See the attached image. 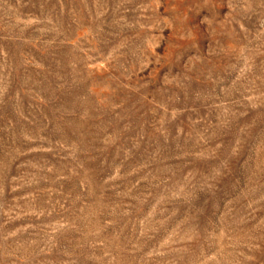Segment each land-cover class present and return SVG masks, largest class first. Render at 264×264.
<instances>
[{
    "label": "rangeland",
    "instance_id": "1",
    "mask_svg": "<svg viewBox=\"0 0 264 264\" xmlns=\"http://www.w3.org/2000/svg\"><path fill=\"white\" fill-rule=\"evenodd\" d=\"M0 264H264V0H0Z\"/></svg>",
    "mask_w": 264,
    "mask_h": 264
}]
</instances>
